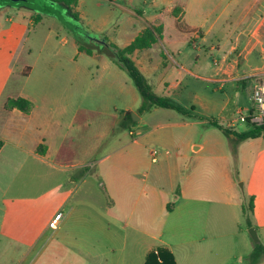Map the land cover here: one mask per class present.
<instances>
[{
	"label": "crops",
	"instance_id": "crops-1",
	"mask_svg": "<svg viewBox=\"0 0 264 264\" xmlns=\"http://www.w3.org/2000/svg\"><path fill=\"white\" fill-rule=\"evenodd\" d=\"M124 2V29L92 33L124 47L143 32L144 21H169L155 42L130 55L151 86L163 84L168 93L183 73L219 90L250 83V106L237 110L253 108L252 89L264 80V0ZM75 46L70 76L85 85L82 93L58 95L42 86L36 101L9 91L0 106V264H144L148 252L160 247L176 264H247L253 245L246 229L264 232V135L232 151L223 130L195 104L184 107L186 114L162 107L138 114L141 99L126 71ZM83 53L100 60L80 64L75 58ZM7 70L8 77L32 72L27 65ZM7 85V78L0 81V90ZM96 94L107 102L102 111L114 125L125 121L127 111L138 115L125 128L128 135L133 130L131 141L106 143L104 132L89 130ZM12 97L28 99L32 107H6ZM209 116L223 127L233 117L221 122ZM132 171L138 173L135 188L127 177ZM250 196L248 226L244 206ZM58 211L62 219L51 229L48 221Z\"/></svg>",
	"mask_w": 264,
	"mask_h": 264
},
{
	"label": "rangeland",
	"instance_id": "rangeland-1",
	"mask_svg": "<svg viewBox=\"0 0 264 264\" xmlns=\"http://www.w3.org/2000/svg\"><path fill=\"white\" fill-rule=\"evenodd\" d=\"M28 3L14 5L15 3L7 0H0V81L7 78L8 85L0 90V106L4 97L9 91H23L32 95L36 101L43 91V87H50L58 95L73 94L79 91V94L85 89L81 80L73 79L70 76L73 70V58L76 52L75 43L82 44L86 48L95 51L102 58L112 59L113 53L109 47L114 45L108 41L105 34L92 33L94 30L114 28L124 29L128 24L126 21L127 4L124 0L109 2L108 0H81L77 6L78 20L74 19L65 7L59 3L49 0H25ZM142 8L138 3L134 2ZM210 8V6H207ZM178 9L177 11H179ZM154 9L148 11L149 16L153 14ZM40 14L42 16L37 21L30 22V15ZM134 22V21H133ZM158 22V21H157ZM144 21V29L147 27L160 28V30L169 21L163 20L160 24ZM158 30V29H157ZM104 31V30H103ZM208 58V57H207ZM75 60L80 64H87L91 61L97 62L100 57L91 58L83 53L77 56ZM95 60V61H94ZM102 61V60H101ZM27 65L32 68L30 76L14 74L8 77L7 67L13 66L15 71L19 67ZM26 67H22L21 73L25 72ZM209 72V70L207 69ZM130 85L134 89L138 98L140 95L134 86L132 79L128 76ZM180 84L174 88H169L168 93L164 90L163 84H153L154 92L161 96H167L175 105L182 108H190L192 104L197 106L200 113H206L208 119L213 116L217 120L224 122L225 117H232L227 122V129L234 131L245 130L248 126L243 121L237 119L239 108L250 106V83L245 87H236L233 85L222 86V90L215 89L212 82L198 80L187 73H183ZM232 86V87H231ZM196 91L200 97L196 98ZM92 103V100H85ZM131 101L128 96L127 102ZM94 113L91 117L92 124L90 131L93 133H105L106 143L117 140L131 141V134L128 135L125 128L130 124L123 121L120 125H114L115 119L108 116L102 109L107 102L102 94H96L94 97ZM238 122V123H237ZM233 123V125H231ZM112 128L115 132H111ZM178 137L183 136V130H175ZM97 158L99 155L96 156ZM132 187L138 186V173L129 172L128 176ZM250 227L246 229V234L250 238L251 244L264 246V232L258 236V242H255L250 235ZM52 249V248H51ZM52 252V251H51ZM245 262L250 264L249 254L245 256ZM257 264H264V254L261 255Z\"/></svg>",
	"mask_w": 264,
	"mask_h": 264
},
{
	"label": "trees",
	"instance_id": "trees-1",
	"mask_svg": "<svg viewBox=\"0 0 264 264\" xmlns=\"http://www.w3.org/2000/svg\"><path fill=\"white\" fill-rule=\"evenodd\" d=\"M9 1V0H7ZM54 3H59L63 5L74 19L78 20V14L74 10L77 5L78 0H49ZM10 2V1H9ZM14 5L28 3L26 1L14 2ZM174 11L176 9H180V5L174 6ZM40 18V15H36L33 17L34 21H37ZM158 29V30H157ZM160 32V28H151L147 27L140 35L136 36L132 42L124 47H118L116 45H112L108 48L113 53V61L132 79L134 86L136 87L139 95H140V105L137 108V113L142 114L144 112L149 111L155 107H162L168 109H175L176 111L186 114L188 110L175 105L170 98L167 96L161 97L157 95L152 86L149 84L146 77L142 74L139 68L136 66L134 61L131 59L130 55L134 50L149 46L151 43L156 41V34ZM78 50H85L87 53H91V49L86 48L82 44H78ZM5 106L8 108H19L23 111H28L32 107V103L25 98L22 97H12L8 98L5 102ZM193 106L191 105L189 110H193ZM200 118V117H199ZM124 120L128 121V124H135V121L132 119L131 111H127L124 116ZM208 123L214 126L219 127L223 130L226 136L232 142V151H235L236 145L246 139L256 138L264 135V125L257 126L253 124H247V128L242 131H234L231 129H227L217 123L213 118L208 119ZM129 126V125H128ZM3 145V141L0 139V148ZM253 213V197L250 196L248 201L244 206V215L246 217V222L248 226L252 225L251 217ZM264 254V246L262 244H257L253 247L251 252L249 253L250 264H257L260 261L261 255ZM144 264H176L174 261V257L172 253L163 247L157 248L156 250H152L148 252L146 255V259Z\"/></svg>",
	"mask_w": 264,
	"mask_h": 264
},
{
	"label": "built area",
	"instance_id": "built-area-1",
	"mask_svg": "<svg viewBox=\"0 0 264 264\" xmlns=\"http://www.w3.org/2000/svg\"><path fill=\"white\" fill-rule=\"evenodd\" d=\"M251 100L253 102V108L248 112L238 110L237 119L243 121L246 124H253L257 126L264 125V80L258 81L251 94ZM233 125V123H231ZM130 134H133V130H129ZM152 161L156 160V152L152 151ZM63 213L58 211L48 221V227L56 229L60 220L62 219Z\"/></svg>",
	"mask_w": 264,
	"mask_h": 264
},
{
	"label": "water",
	"instance_id": "water-1",
	"mask_svg": "<svg viewBox=\"0 0 264 264\" xmlns=\"http://www.w3.org/2000/svg\"><path fill=\"white\" fill-rule=\"evenodd\" d=\"M9 1H12V2H19V1H25V0H9ZM131 115H132V119L134 120V121H136L137 119H138V115L135 113V112H131ZM250 231V235H251V237L253 238V240L255 241V242H258V236H257V234H256V229L254 228V227H250V229H249Z\"/></svg>",
	"mask_w": 264,
	"mask_h": 264
}]
</instances>
